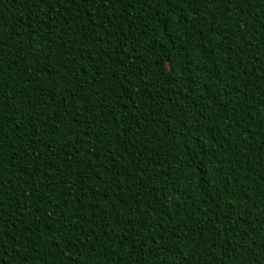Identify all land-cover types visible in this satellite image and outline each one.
I'll list each match as a JSON object with an SVG mask.
<instances>
[{
	"label": "trees",
	"instance_id": "trees-1",
	"mask_svg": "<svg viewBox=\"0 0 264 264\" xmlns=\"http://www.w3.org/2000/svg\"><path fill=\"white\" fill-rule=\"evenodd\" d=\"M0 264H264V0H0Z\"/></svg>",
	"mask_w": 264,
	"mask_h": 264
}]
</instances>
